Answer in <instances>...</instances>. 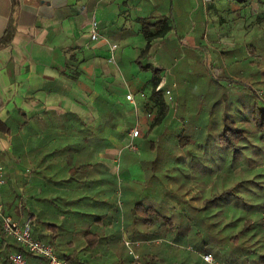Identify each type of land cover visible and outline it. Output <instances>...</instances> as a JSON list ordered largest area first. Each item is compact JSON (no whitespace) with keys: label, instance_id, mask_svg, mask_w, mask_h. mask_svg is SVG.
<instances>
[{"label":"crops","instance_id":"crops-1","mask_svg":"<svg viewBox=\"0 0 264 264\" xmlns=\"http://www.w3.org/2000/svg\"><path fill=\"white\" fill-rule=\"evenodd\" d=\"M212 1L0 0V166L4 169L5 178V183L0 186V203L6 212L24 221L31 218L29 212L39 213L48 204L50 219L55 221V209L59 212L55 208V191L49 195V200H45L41 191L43 183L48 181V177L41 170H45L48 162L39 164L38 160L47 150L37 147L39 139L48 137L55 140V134L46 127L55 122V113L72 111L86 122L95 121L99 117L95 100L104 97L117 103L118 107L126 104L131 108V127L135 122L134 106L126 96L123 98V94L133 92L124 78L125 75L152 69L153 76L159 68L165 73L167 69H172L167 61L180 58V54L191 61H202L204 56L215 49L212 43L216 39L214 35L207 33L214 25L210 23V9L207 8ZM217 1L222 2L213 1L216 6L220 5ZM235 1L237 0H233L230 5L234 12L239 9L240 12H245L249 6L256 4L260 10L257 15L264 14V0L238 1L237 5ZM94 15L99 22L100 34L96 40L91 38V20ZM164 17H172L175 28L167 37L155 40L148 57L141 58V64L137 59L146 45L142 31L143 22L154 23ZM9 27L11 35L4 39ZM113 43L118 44V47L114 51L115 59L111 61ZM228 44L227 49L233 52V57L236 58L237 55L236 59L238 54L239 58L245 55L244 59L251 54L250 47L245 50L242 43ZM186 65L184 66L187 68L193 66ZM164 73L160 72L165 89L173 87L174 83L171 86L167 84L168 78L165 79ZM135 97L141 116H144L145 111L150 112L143 107L147 101L146 94L144 97L135 94ZM151 113L152 116L143 119L142 126H145L146 131H141L137 138L144 150L149 151L150 161L154 156L161 155L169 159L180 154L170 143L173 133H176L173 129H177L175 127L179 123L171 127L173 122L170 121L167 126L149 131L148 123L155 111ZM125 127L121 125L119 132L123 133ZM149 137H153V142L157 143H154L153 149L145 142ZM110 140L114 147L101 152L98 158L101 164L85 174V180L90 182L89 187L93 183V188L86 190V194L91 197L89 195L94 193L98 197L96 200L87 199L85 209L93 210L92 205L101 204L102 200L112 202L114 196L103 194V191L108 185V169L110 167L111 171L116 172L115 156L122 151L119 170V184L122 187V193L119 192L120 212L113 214L107 206H102L98 211L94 210L93 215L88 214L84 218L72 213L73 205L68 200L66 226L70 231L67 241L72 243L65 250L84 247V258L88 259V264H118L126 252L124 238L143 239L147 241L139 247L158 244L146 249L147 257L154 259V264H207L202 259L204 252H200V249L203 245L198 240V236L203 233L201 223L198 224L202 220V213H194L195 229L181 230L180 240L184 244L179 248L172 243L146 239L151 229L135 221L131 206L141 198H146V202H160L161 196L155 195L158 188H179L181 185L160 183L156 179L149 181L151 178L143 167L144 163L141 165L138 154L124 148L129 141L128 131L121 137L110 135ZM151 166L152 163L149 162L146 168L149 173ZM48 171L52 177L55 162L49 165ZM53 177L49 181L55 180V176ZM201 182L202 179L192 176L178 194L186 193L187 201L194 194L192 202L195 206H201L203 197L197 195V188L203 186ZM190 187L196 190L187 191ZM168 199L170 204L177 203V197ZM56 200L58 203L63 202L59 198ZM103 209L107 210L103 212ZM214 219L216 217H211L212 221ZM58 220L63 221L64 216H58ZM33 227L34 218L32 230ZM87 228L99 231V237L91 233L90 240H87L88 236H83L80 231ZM13 252H17L13 239L3 234L0 227V264H11L6 261L5 255ZM25 255L29 264L36 263L33 257H29L27 253Z\"/></svg>","mask_w":264,"mask_h":264},{"label":"trees","instance_id":"trees-1","mask_svg":"<svg viewBox=\"0 0 264 264\" xmlns=\"http://www.w3.org/2000/svg\"><path fill=\"white\" fill-rule=\"evenodd\" d=\"M213 1L207 7L210 11L215 4ZM237 1L246 2V0ZM215 8L216 6L213 10H217ZM256 19V21L261 22L264 20V14H258ZM153 25L154 27H152ZM174 26L175 20L172 17H164L154 23L144 21L142 31L146 38V45L141 49L137 61L142 64L141 58L148 57L147 54H149L155 40L167 37L175 28ZM10 35L11 27L8 28L4 39ZM239 48H237V52ZM224 49L231 54V57L234 56L232 51L227 48ZM250 49L253 54L256 53L255 45H251ZM222 53L224 54V51ZM234 60L238 61L239 59ZM141 66L144 68L143 65ZM161 70V68L156 69L155 74L150 79L151 94L146 95L147 101L144 102L143 107L150 112L155 111L148 123L149 131L157 127L167 126L170 121L173 122L170 124L171 127L175 123H179L175 127L177 129H173L176 130V133L172 132L173 137H171L170 143L181 153L171 156L172 160H168L171 162L181 158L185 168L177 182L165 181L162 175L160 177L151 175L146 169L149 162L154 165L159 157L154 156L152 161L145 162L146 153L143 152L140 156L143 159L141 163H144L143 166L147 175L151 178L149 181L156 179L160 183H180L181 187L167 188L161 186L158 188L155 195L161 196L160 202L156 200L146 202V198L135 201L131 206L135 221L141 222V225L151 229V232L147 233L146 239L156 240L159 243H172L179 248L181 244H184L180 240L182 237L181 230L188 229L191 231L195 229L194 213L197 211L203 214L202 220L198 221V224L201 223L203 231L202 235L198 236V240L203 245L200 252H213L219 260L231 264H264V97L258 96L253 88L251 91L248 89L250 91L249 96L238 93L237 101L235 99L229 101L230 107L232 105L236 107L235 113L229 110L230 107L227 110L226 105L224 111L219 114L213 109L214 106H217L216 103L219 106L223 105L222 102L229 96L225 86L217 82L216 90L220 93L215 96L213 101L215 105L211 106V110L206 111L201 101H195L197 105H191V107L188 106V100L185 101L186 103L180 104L179 102L176 104L174 99V103H171L166 98L165 85L161 86L163 82ZM226 78H229L226 73L218 76L220 80L227 81ZM95 103L99 112V117L95 121L86 122L76 112L72 111L62 114L55 113V122L46 126L52 134H55V140L47 137L37 141V147L47 150L41 154L42 156L38 160L39 164L48 162L45 170H41V173L48 177V181L43 183L41 191L45 195V200H49V195L55 191V208L57 207L59 212L55 209V221L50 219L48 204L42 207L39 213L29 212L31 219L34 218L33 235L54 245L59 256L73 264H88V259L84 258V247L78 250H65L69 243H72L67 241L70 231L66 226V216L69 213L68 200L73 205L72 213L84 218L85 215H93L94 210L98 211L102 206H107L108 210H111L112 202L107 200H102L101 204L92 205L93 210L85 209L87 199L96 200L98 198L94 193L89 195L91 197L86 194V190L93 188V183L89 187L90 182L85 180V174L93 171L95 167L101 164L98 160L101 152L114 147L110 135L123 136L131 124L132 110L126 104L118 107L117 103L104 97H98ZM200 123L206 124V128L211 126L210 134H206L205 130L199 126ZM121 125L126 126L123 133L119 132L118 129ZM206 131L208 132V130ZM204 132L206 135H203ZM215 133L217 138L214 139L219 146L217 157L216 155H209L208 152L206 155L201 150V141L206 144ZM147 143L150 149L154 148L153 141H147ZM49 148L52 150L48 151ZM211 158H214L215 161ZM241 158L246 165H240L243 163ZM168 160L165 161V164H168ZM54 162L55 171L51 177L48 170L49 165ZM165 164L161 167L163 168ZM207 164L213 167L219 165L220 168L225 166L228 170L225 176L220 177L219 174L216 179H212V176L205 177V173L202 175L199 173L200 165L208 170ZM169 167H174V164L169 165ZM153 169L154 167L151 166L152 171ZM151 170L150 172H152ZM176 174L178 176L179 172L177 171ZM53 176H55V180L49 181V178L54 179ZM192 176L202 179L203 182H201L203 186L197 188V195L203 197L204 200L201 206H195L192 202L194 194L188 201L185 198L186 193L178 194V191L183 190L182 186L188 183ZM108 177L106 181L108 185L103 194L116 196L118 174L111 171L109 167ZM218 180L224 181L223 184H220ZM232 181H234L233 185H226ZM51 189L53 190L51 191ZM195 190V188L190 187L187 191L194 192ZM145 191L148 193V189L145 188ZM169 197L173 199L177 197V203L170 204L168 202ZM58 198L63 202L58 203L56 200ZM105 210L107 209H103V212ZM58 216H64V220L59 221ZM211 217H216V219L212 221ZM0 227L2 233L5 234L1 220ZM80 231L85 237H89L91 233L97 234L99 237V231L97 232L95 229L87 228ZM88 237L86 239L90 240ZM13 242L16 251L27 253L29 257L31 256L36 262L38 261V256L24 250L15 239ZM154 245L158 244L152 243L138 248L141 254L140 264H154V259H150L146 255V249ZM9 256V253L6 254L5 259L11 263ZM131 259L132 257L126 248V252L118 264H129Z\"/></svg>","mask_w":264,"mask_h":264},{"label":"rangeland","instance_id":"rangeland-1","mask_svg":"<svg viewBox=\"0 0 264 264\" xmlns=\"http://www.w3.org/2000/svg\"><path fill=\"white\" fill-rule=\"evenodd\" d=\"M221 1L222 2L217 1L220 3V5L217 4L216 6V4H213V7L209 13L210 23L211 24L214 23V25L213 28L210 27L208 29L207 33L208 35H214L216 40L213 41L212 45L214 46L215 49L207 56H204L202 61L201 60L191 61L189 59H186L183 55L180 54V58H174L171 59L170 61H167L169 67H172L173 70L171 68L170 70L167 69L165 73L164 71H161L164 73L163 75L165 76V79L168 78L167 84L169 86H171L173 83L176 84L174 91V98L176 104L179 102L180 104L186 103L185 101L188 100V106L191 107V105L192 106L197 105V102L201 101L204 104V109L206 111L211 110L212 109L211 106L215 105V102L213 103L215 96L217 95V93H220L219 91L216 90L217 89L216 83L218 82L219 84L225 86V89H227V93L229 96L228 99L223 101L222 102L223 105L221 106H219L216 103L217 106H214L213 108L215 112H218L219 114H221L224 111V107H226V105H227V110L229 109L230 100L235 99L237 101L238 93L239 94L243 93L249 96L251 88L255 90L258 96L264 97V20H262L261 22L256 21L257 20L256 15L257 13L260 12V10L257 9L258 7L256 4H253L249 6L246 10H244L245 12H240V9L234 12L231 10L232 9L231 7L233 6H230L231 2L233 1H229V0L228 1L221 0ZM237 2L238 1H235L236 5ZM215 6H216L215 9L218 8V10H213ZM233 42L242 43V47L245 50L249 48L251 44L252 45L254 44L257 49L256 50L257 53L253 54L251 52L252 54H250L245 59H243L245 55H241L242 58L240 59L239 58L240 54H238L239 60L236 61L234 59L237 58V55L236 58L231 57V54L226 49H224L228 47L229 45L228 43H233ZM222 51H224V54L222 53ZM189 64H193V66L191 68H187L184 66V65L189 66ZM223 73H226L229 76V78H226L227 81L218 79V76ZM151 76H152V69L139 70L137 73H134L132 75L126 74L124 78L128 82L130 90L139 97L141 91H144L147 96L151 94V86L149 83ZM248 89L250 91H248ZM125 96L126 95L123 94V98H125ZM229 110L235 113L237 109L235 106L232 105V107H230ZM147 114L148 112L145 111L144 116H142V121L144 118H148ZM146 122L147 119L144 120V124H146ZM199 126L205 130L207 135L210 134V130H212L211 126H208V128H206V124L203 123H200ZM141 129L142 132L146 131L145 126H142ZM206 130H208V132ZM205 132L203 133V135H206ZM215 136L216 133L213 135L212 139H209L210 141L206 142V144L203 141H201L202 143L201 150L206 155L207 152L209 153V155H216L217 153H219L218 142L215 140L217 136L216 137ZM148 140L153 141V137H149ZM136 142L139 145V150L136 152L138 154V158L140 159L139 161L143 160L140 158L143 152L146 153L145 162L149 161L150 160L149 151L144 150V148L140 145L139 139H137ZM160 143L161 141L158 142V144ZM117 156L118 155L115 156V159L117 158ZM157 157H159V159L157 158V163L152 165L154 169L153 171L151 170L152 172H150V174L155 175L157 177L158 176L160 177L162 175L165 180H170V182H177L179 180L178 178L182 176L181 174L183 173V170L185 168L183 166L182 159L181 158L177 160L174 159V161L170 162L169 160H172L171 157H169V160L167 157L165 158L161 157V155ZM161 159H163L162 162ZM166 160H168V164H165ZM211 160L215 161L214 158H211ZM240 160L241 162H243L242 158ZM163 164H165V166L162 168L161 166ZM171 164H174V167H169V165ZM141 165L143 164L141 163ZM240 165H246V164L243 162L240 163ZM201 166L202 165H200L199 167L200 175L205 173L204 174L205 177L212 176L213 177L212 179H216L217 175L219 174L220 177L225 176L228 170V168H225V166L220 168L219 165L213 167L207 164L206 167L208 170H205L204 169L205 167H201ZM177 171L179 172L178 176L176 174ZM119 182L120 179L118 180V184ZM223 182L224 181L220 182V184H223ZM233 182L234 181L226 185H233L234 184ZM120 185L121 183L118 186L116 196L113 197L112 200L113 203H111L112 204L111 210L113 214H116L115 213L116 211L117 213L120 212L121 209V205L119 204V200L121 199L119 197V192L122 193V187ZM126 206L127 205L125 204V207ZM138 247H135V250L140 255L138 251Z\"/></svg>","mask_w":264,"mask_h":264},{"label":"built area","instance_id":"built-area-1","mask_svg":"<svg viewBox=\"0 0 264 264\" xmlns=\"http://www.w3.org/2000/svg\"><path fill=\"white\" fill-rule=\"evenodd\" d=\"M100 36L99 34V22L96 19L95 15L92 17L91 20V38L93 40L98 39ZM118 44L113 43L111 45V58L110 60L113 61L115 59L114 51L117 49ZM164 84V80L161 83V86ZM176 86L174 83L173 87H168L165 89V95L169 102L174 103V94L173 88ZM142 97L145 96L144 92H140ZM126 99L130 101L134 106L135 111V122L129 128L128 135L129 141L125 145V149H129L133 152H137L139 150V145L137 144L136 140L141 134V127L143 124L142 116L139 112L138 103L135 97V94L128 92L126 94ZM151 112H148L147 116L150 117ZM121 152L118 153L117 158L115 159V169L116 173L119 176L120 173V157ZM5 183L4 178V169L0 166V186ZM0 220L3 232L15 239L19 242L24 249H26L29 253L36 255L39 257L38 261L34 264H69L64 258L60 257L55 249V247L49 243L35 237L33 235L32 230V219L29 217L24 221L16 219L12 214L6 212L4 206L0 203ZM144 240H129L128 238H124V244L128 248V252L131 255L132 259L129 264H140V255L136 252L135 247H138ZM9 259L12 264H29L25 253L21 251L13 252L10 254ZM202 259L204 262L208 264H231L224 261L219 260L212 252H204L202 254Z\"/></svg>","mask_w":264,"mask_h":264}]
</instances>
